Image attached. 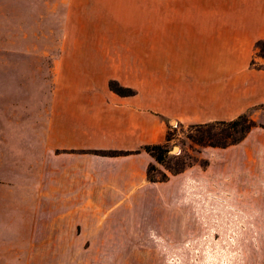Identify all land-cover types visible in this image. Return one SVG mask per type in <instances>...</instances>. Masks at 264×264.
Listing matches in <instances>:
<instances>
[{"label": "crops", "instance_id": "obj_1", "mask_svg": "<svg viewBox=\"0 0 264 264\" xmlns=\"http://www.w3.org/2000/svg\"><path fill=\"white\" fill-rule=\"evenodd\" d=\"M21 1L0 3V26L32 42L52 41L60 27L57 51L31 54L53 58L54 73L79 75L50 93L44 150L31 166L33 214L49 243L116 245L127 231L115 235L113 225L124 227L148 200L175 203L180 217L185 203L213 195L209 167L149 183L153 159L132 152L163 143L167 119L228 121L264 104V69L250 68L264 39V0H142L132 22L125 6L134 0ZM110 82L134 94L116 95Z\"/></svg>", "mask_w": 264, "mask_h": 264}, {"label": "rangeland", "instance_id": "obj_2", "mask_svg": "<svg viewBox=\"0 0 264 264\" xmlns=\"http://www.w3.org/2000/svg\"><path fill=\"white\" fill-rule=\"evenodd\" d=\"M6 1L17 0L0 3ZM142 7V0L125 6L130 12ZM137 17L131 12L127 21ZM14 29L0 26V264H264L262 128H255L237 149L200 150L198 160L208 162L209 177L215 180L213 195L185 203L182 216H174L175 203L148 200L135 217L124 219V227L113 225L115 235L127 231L116 243L122 247L98 238L71 248L50 244L51 233L33 214L31 166L44 150L50 93L65 78L79 81V75L54 73L53 58L31 54L57 51L60 27L50 42L16 40L20 36ZM252 61L251 69H264V60L256 54ZM247 112L264 126V109L257 105ZM165 123L167 130L181 125L180 137L193 125L173 119ZM173 147L179 151L172 155L178 154L180 146Z\"/></svg>", "mask_w": 264, "mask_h": 264}, {"label": "trees", "instance_id": "obj_3", "mask_svg": "<svg viewBox=\"0 0 264 264\" xmlns=\"http://www.w3.org/2000/svg\"><path fill=\"white\" fill-rule=\"evenodd\" d=\"M256 55L264 60V39L255 44ZM254 62H251V66ZM112 92L119 96H131L134 91L125 89L115 82L109 83ZM264 109V104L259 105ZM180 124V123H179ZM178 125L176 128L167 130L165 141L161 144L144 145L132 153L145 152L154 161L148 165L146 178L149 183H164L169 181L171 176L183 173L188 168L200 164L201 168L208 166L207 161H199L197 155L204 148L227 149L240 144L248 134L255 128L264 126L256 124L248 112H244L232 120L213 121L202 124L189 125L187 131L178 136ZM180 146L178 154H170L172 144ZM93 154L103 156H125L132 153L123 151H93Z\"/></svg>", "mask_w": 264, "mask_h": 264}, {"label": "water", "instance_id": "obj_4", "mask_svg": "<svg viewBox=\"0 0 264 264\" xmlns=\"http://www.w3.org/2000/svg\"><path fill=\"white\" fill-rule=\"evenodd\" d=\"M173 123H174V122H172V125H173ZM178 151H179L178 147H173V148L169 151V153H170V154H173V153H176V152H178Z\"/></svg>", "mask_w": 264, "mask_h": 264}]
</instances>
